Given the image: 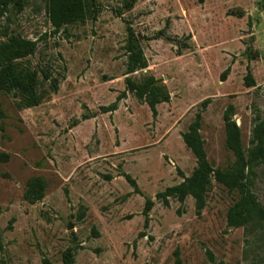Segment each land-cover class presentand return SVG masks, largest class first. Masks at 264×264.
<instances>
[{
    "label": "rangeland",
    "instance_id": "rangeland-1",
    "mask_svg": "<svg viewBox=\"0 0 264 264\" xmlns=\"http://www.w3.org/2000/svg\"><path fill=\"white\" fill-rule=\"evenodd\" d=\"M130 2L89 0L58 32L46 0L0 5V43L36 41L22 62L42 97L20 107L21 92L0 90V264H66L69 249L73 264H264V224L228 225L237 190L212 177L201 210L193 196L158 198L197 167L183 134L199 114L211 165L234 164L232 104L264 206V160L248 156L264 127V0ZM138 50L145 68L130 62ZM149 78L170 95L156 112L134 90Z\"/></svg>",
    "mask_w": 264,
    "mask_h": 264
},
{
    "label": "trees",
    "instance_id": "trees-1",
    "mask_svg": "<svg viewBox=\"0 0 264 264\" xmlns=\"http://www.w3.org/2000/svg\"><path fill=\"white\" fill-rule=\"evenodd\" d=\"M13 0H0V5H6ZM136 0H131L129 5H133ZM49 19L56 32L63 27L84 21L88 15L89 0H46ZM130 36L134 35L129 30ZM36 50V41L23 38L21 36H11L6 42L0 43V90L11 92L17 90L23 94L20 107H34L41 103L42 97L37 92L36 76L22 62V59L33 54ZM133 51V50H131ZM130 62L133 68H145L147 62L141 50L131 52ZM253 85V84H251ZM134 86V84H133ZM137 96L145 100L153 112L160 102H167L170 95L163 85H160L154 78L143 86L134 87ZM122 96L118 100H121ZM116 104L110 110H115ZM235 112L234 105H229L224 120L226 124L227 146L235 155L234 164L227 170L215 169L209 159L205 149V141L201 135V115L191 123L189 130L183 134L186 145L192 150L197 158V167L190 177L175 186L168 187L166 191L160 193L158 198L165 205H169L170 197H177L184 202L188 196H193L196 200L197 209L201 210L205 206L206 194L210 189L211 178L230 190H237L239 199L228 212V225L231 227L248 226L250 224H264V206L259 202L257 196L251 189L252 180L249 174L253 173L252 162L247 161L246 153L242 144L241 129L233 119ZM255 137L258 145L249 150V158L264 160V127H257ZM10 156L7 153H0V162H7ZM133 184L135 181L129 179ZM44 183L40 179L31 180L26 198L34 203L43 197ZM152 201L148 202L147 210L151 209ZM66 264H73V254L69 249L64 255Z\"/></svg>",
    "mask_w": 264,
    "mask_h": 264
},
{
    "label": "water",
    "instance_id": "water-1",
    "mask_svg": "<svg viewBox=\"0 0 264 264\" xmlns=\"http://www.w3.org/2000/svg\"><path fill=\"white\" fill-rule=\"evenodd\" d=\"M69 228H72L71 226Z\"/></svg>",
    "mask_w": 264,
    "mask_h": 264
}]
</instances>
